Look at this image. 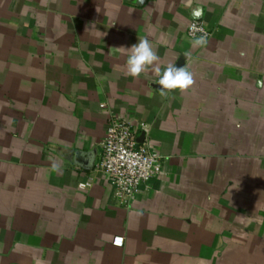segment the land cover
Segmentation results:
<instances>
[{
	"label": "crops",
	"instance_id": "obj_1",
	"mask_svg": "<svg viewBox=\"0 0 264 264\" xmlns=\"http://www.w3.org/2000/svg\"><path fill=\"white\" fill-rule=\"evenodd\" d=\"M170 63L195 84L162 97ZM111 116L163 160L128 205L54 149L99 164ZM0 264H264V0H0Z\"/></svg>",
	"mask_w": 264,
	"mask_h": 264
},
{
	"label": "built area",
	"instance_id": "obj_2",
	"mask_svg": "<svg viewBox=\"0 0 264 264\" xmlns=\"http://www.w3.org/2000/svg\"><path fill=\"white\" fill-rule=\"evenodd\" d=\"M201 29L212 35L203 20L191 21L190 37L201 35ZM140 135L133 124L124 118L111 116L105 137L101 142L100 162L97 169L107 178L114 188L115 197L121 204L132 202L140 188L162 172L163 160L159 152L145 142L139 141ZM82 188L90 186L84 182ZM116 246L124 245V237L116 236Z\"/></svg>",
	"mask_w": 264,
	"mask_h": 264
},
{
	"label": "clouds",
	"instance_id": "obj_3",
	"mask_svg": "<svg viewBox=\"0 0 264 264\" xmlns=\"http://www.w3.org/2000/svg\"><path fill=\"white\" fill-rule=\"evenodd\" d=\"M208 42V33L201 29V35L194 36L191 44L193 48H200L207 45ZM128 53L125 75L134 78H139L142 73H147L149 68L153 67L160 59L147 38L140 39L138 43L133 44L128 48ZM153 70L159 76V94L162 97L177 90L183 93L195 84L194 74L186 66L177 67L170 63L163 71L159 67H154Z\"/></svg>",
	"mask_w": 264,
	"mask_h": 264
},
{
	"label": "water",
	"instance_id": "obj_4",
	"mask_svg": "<svg viewBox=\"0 0 264 264\" xmlns=\"http://www.w3.org/2000/svg\"><path fill=\"white\" fill-rule=\"evenodd\" d=\"M146 133L143 132L139 137L140 142H144ZM56 151L62 154L64 157L73 160L77 165H80L88 170L93 169L97 165V155L98 151L93 150L91 152H84L79 150H72L67 148H56Z\"/></svg>",
	"mask_w": 264,
	"mask_h": 264
}]
</instances>
